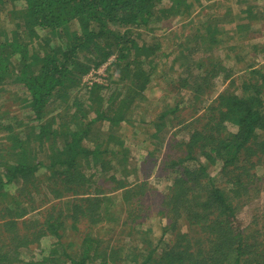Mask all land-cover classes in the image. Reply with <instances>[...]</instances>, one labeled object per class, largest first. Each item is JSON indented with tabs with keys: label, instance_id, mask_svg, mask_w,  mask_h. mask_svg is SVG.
<instances>
[{
	"label": "trees",
	"instance_id": "16d2710c",
	"mask_svg": "<svg viewBox=\"0 0 264 264\" xmlns=\"http://www.w3.org/2000/svg\"><path fill=\"white\" fill-rule=\"evenodd\" d=\"M162 1L9 0L13 8L9 15L19 14L25 31H20L17 24L14 31L0 28V86L12 76L13 68L21 66L12 81L21 84L25 95L13 102L29 109L30 118L37 124L34 144L29 132H24L25 137L15 130L16 125L20 126L15 116L10 118L15 120L10 124L4 123L7 115H0V264H59L61 260L64 264H117L113 252L100 248L103 243L89 232L80 238V253L73 256L63 252L60 232L77 223L97 224L101 213H105L104 198L110 197L97 187L101 179L92 181L94 173L84 171L82 164L87 169H100L103 177L110 172L103 156L108 149L101 148V143V147L90 144L87 138L91 127L103 122L111 128L125 123L140 130L133 110L152 87V70L144 67V60L147 63L155 49L138 45L129 33L173 14H183L178 9L183 0H171L170 5L160 7ZM15 4L21 9L15 10ZM115 27H123L124 32L115 31ZM43 32L48 38L38 40V50L29 51L31 45L24 41V33L33 43L32 37ZM54 37L56 43L52 41ZM206 37L204 31L202 37L189 44L193 43V47L205 43ZM91 51L98 53L92 69H99L111 57L113 61L107 65L102 83L83 88L81 78L91 68L80 62L79 56ZM191 58L196 75L188 79L187 86L195 93L208 88L217 74H223L222 83L233 76L231 68L209 65V56ZM112 67L115 69L110 73ZM107 74L115 78L109 80ZM244 77L247 78L241 83L240 94L221 93L204 116L193 120H203L205 124L189 131L184 148L169 161L168 168L171 164L177 174L162 200L169 220L162 229L170 226L172 235L157 249L143 251L138 245L128 248L118 264H264V232L258 227L250 229L245 218L238 219L239 210L250 200L249 193L258 183L264 184V175L260 177L256 172L259 166L264 173V166H260L264 157V64L251 68ZM78 85L83 93H88V103L81 104L80 96L69 94ZM111 86L115 88L105 96L104 91L111 90ZM58 99L68 103L67 110L43 121L48 106ZM157 126L159 123L154 128ZM29 130L33 131V127ZM43 145L49 154L42 160L39 150ZM216 165L224 181L222 188L208 171ZM42 170L45 172L39 178ZM103 178L113 182L123 198L130 192L126 185L116 183L113 175ZM10 185H16L12 197L8 196ZM42 193L46 201L41 204H48L47 207H29L34 197ZM47 196L56 202L47 200ZM10 207L13 212H9ZM28 207L37 212L32 221L28 218L31 225L18 222L25 220ZM180 220L189 232L177 230ZM192 231L196 237L190 236ZM43 237L55 239L46 256L38 246ZM32 244H37L34 253L28 260L21 259L20 249L31 251ZM56 247L61 248L63 257H55L59 249Z\"/></svg>",
	"mask_w": 264,
	"mask_h": 264
},
{
	"label": "rangeland",
	"instance_id": "374dc122",
	"mask_svg": "<svg viewBox=\"0 0 264 264\" xmlns=\"http://www.w3.org/2000/svg\"><path fill=\"white\" fill-rule=\"evenodd\" d=\"M172 1L163 0L160 7L168 6ZM15 6V10L21 9L20 6L16 4ZM178 6L179 11L183 14H173L166 19H161L158 23L148 25L147 28L132 29L129 33V36L138 45H148L155 49L147 63H145L143 55L141 56L144 60V67L147 70H152L154 79L145 98L138 100L137 107L133 110V119L140 126V130L133 126L131 128L130 124L125 123L117 128H111L103 122L91 127L87 141L90 144L101 143V148L108 149V152L103 156L104 160L109 163L110 172L103 177L113 175L116 183L126 185V191L130 192L123 198L122 192L114 188V183L101 176L100 169L95 167L87 169L85 164H82L84 171H88L90 175L94 173L92 181L97 183L101 179L97 187L110 198H104L105 202L102 208L105 213H101L99 223L92 225L77 223L73 225V228H68L66 232H60L62 233L61 248L69 255L75 256L80 253V238L89 233H92L97 240L103 243L100 244V248L109 253L113 252L114 263L117 264L120 262L123 251L134 245H138L143 251L144 248L149 251L166 243L174 231L170 226L162 229L163 225L169 224L162 200L168 192L172 178L177 174V169L174 166L170 164V168H168L169 161L178 157V153L184 148V141L188 137L189 131L205 124L203 120H193L204 116L206 114L204 112L208 111V106L214 105L221 93L240 94L241 83L247 78L244 77L246 73L248 74L253 67L261 66V61L264 59V0H183L179 1ZM0 10L2 31H14L15 24L19 25L20 31H25L22 29L21 16L17 13L9 15L13 10L9 0H3ZM114 29L124 32L123 27ZM71 30L74 31L75 27L71 26ZM204 31L207 36L206 42L192 47L193 43L189 44V41L199 39ZM207 33H212V35L209 36ZM24 35V41L29 46L31 45L29 51L38 50L40 44L38 40L48 38L43 32L38 34L39 37H32L34 40L32 43L29 37L26 38L27 34L24 33ZM1 37L3 36L0 35V39ZM52 41L57 42L55 37ZM203 56L210 57L209 65L221 64L223 68H231L230 72L233 73V76L222 83L223 74H215L216 76L210 81L208 88L202 93H195L192 87L187 86L188 79L192 80L196 75V70L190 60L191 57L199 59ZM79 61L86 67H90V71L96 70L92 69V64L98 61V53L93 54V51L85 53L79 56ZM251 63H253L252 67ZM114 69L112 67L110 73ZM20 70L21 66L13 68L10 73L12 76L8 77L0 86V89H3L0 91V115H7L8 118L4 123L10 122V124L15 122L10 119L15 116L16 120L20 121V126L16 125L15 130L25 137L24 132H29L30 141L35 144L36 130L34 131V128L37 123L30 118L29 109H23L17 101L13 102L17 97L21 99L25 95L21 84L12 81L14 75H18ZM85 76L81 78L80 82L83 88L88 87L83 81ZM242 76L243 79H241ZM94 78L97 79V76ZM114 78L115 76L113 78L110 76L109 80ZM230 79L235 80L230 82ZM102 80H105V77L99 79V83H102ZM81 86L78 85L74 90H70L69 94L72 97L80 96L81 104L88 103V93H83L84 89ZM114 88L111 86V90L106 89L105 94H109ZM195 95H199L198 98H193ZM61 101L58 99L54 104L48 106L46 109L48 115L44 116L43 121L55 118L59 115L58 112L67 110L68 103L63 104ZM158 123L160 126L154 128ZM52 125L56 127V125ZM31 126L34 132L29 130ZM40 149L38 147V150L41 151L39 157L43 160L49 153L45 145ZM263 161L264 157L261 159V167L264 166ZM112 169H114L113 173ZM208 171L211 177L220 182L219 187L222 188L224 181L218 173V166H211ZM44 172L45 170H42L38 174L39 178ZM256 172L260 177L264 175L259 166L256 168ZM95 185L93 187H96ZM8 187V196L12 197L16 185ZM44 196L43 193L36 195L32 201L33 204L29 207H38V205H41L39 208L45 205L47 207L48 204H41L46 201V196ZM249 196L250 200L246 206L243 208V205L239 210L238 219L245 218L248 227L251 226L250 229L258 227V229H262L261 232H264V184L258 183ZM47 200H50L49 196H47ZM29 207L26 208V218H23L25 220H18V222L24 221L27 225H31L28 218H31L30 221H32L36 218L37 212H33ZM247 207L249 208L247 209ZM13 211V208L10 207L9 212ZM18 211L21 212V210ZM243 221L245 223V220ZM67 223L68 221L65 222V227ZM177 225V230L180 232H189L184 221H178ZM123 226H127V229H124ZM190 236L196 237L197 235L192 231ZM256 238L261 239V237ZM111 240L117 242L112 243ZM54 241L55 239L51 237H43L39 240L38 246L43 248L42 255H48ZM30 247H32L31 251L24 250L25 248L20 249L21 259L28 260L34 253L37 244H32ZM61 248L57 250L58 254L55 257H63ZM58 263L64 264L62 260Z\"/></svg>",
	"mask_w": 264,
	"mask_h": 264
},
{
	"label": "built area",
	"instance_id": "2783aa9c",
	"mask_svg": "<svg viewBox=\"0 0 264 264\" xmlns=\"http://www.w3.org/2000/svg\"><path fill=\"white\" fill-rule=\"evenodd\" d=\"M113 60V57L109 58L108 61L106 62L105 65L101 66L99 69L96 70H92L90 72H88L85 76V78L83 79L84 83L87 84V86H90L92 83H99V79H102L104 76V71L107 67V65L109 63H111V61ZM97 76V79H95L94 77ZM91 79H95V80H91Z\"/></svg>",
	"mask_w": 264,
	"mask_h": 264
},
{
	"label": "crops",
	"instance_id": "0c3cea01",
	"mask_svg": "<svg viewBox=\"0 0 264 264\" xmlns=\"http://www.w3.org/2000/svg\"><path fill=\"white\" fill-rule=\"evenodd\" d=\"M261 62L263 63V62H264V59H263ZM262 63H261V64H262Z\"/></svg>",
	"mask_w": 264,
	"mask_h": 264
}]
</instances>
